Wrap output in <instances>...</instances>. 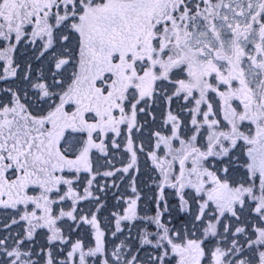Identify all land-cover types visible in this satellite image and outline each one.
I'll list each match as a JSON object with an SVG mask.
<instances>
[{"label": "snow or ice", "instance_id": "obj_1", "mask_svg": "<svg viewBox=\"0 0 264 264\" xmlns=\"http://www.w3.org/2000/svg\"><path fill=\"white\" fill-rule=\"evenodd\" d=\"M0 264H264V0H0Z\"/></svg>", "mask_w": 264, "mask_h": 264}]
</instances>
